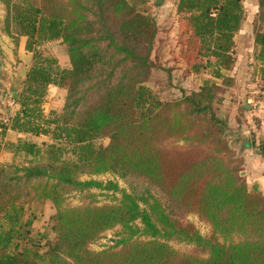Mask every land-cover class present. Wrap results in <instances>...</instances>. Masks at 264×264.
<instances>
[{
  "label": "trees",
  "instance_id": "1",
  "mask_svg": "<svg viewBox=\"0 0 264 264\" xmlns=\"http://www.w3.org/2000/svg\"><path fill=\"white\" fill-rule=\"evenodd\" d=\"M0 3L5 33L24 38L31 56L18 108L0 121V138L10 130L49 139L20 138L11 146L14 160L0 163V264H264V195L240 175L242 161L215 109L217 80L232 83L225 73L243 22L241 0H177L181 56L192 73L209 70L211 78L169 102L146 86L157 35L148 0ZM253 32L264 63V0H257ZM53 42L64 47L65 68L43 54ZM259 80L264 92V66ZM50 87L62 90L64 100L45 114ZM255 153L264 157V141ZM102 174L127 189L80 179ZM91 189L121 198L67 205V194ZM46 203L53 209L49 227L37 231L32 207ZM187 214L208 224L209 235L184 221ZM116 227L113 246L89 249ZM169 241L194 250L177 251Z\"/></svg>",
  "mask_w": 264,
  "mask_h": 264
},
{
  "label": "rangeland",
  "instance_id": "2",
  "mask_svg": "<svg viewBox=\"0 0 264 264\" xmlns=\"http://www.w3.org/2000/svg\"><path fill=\"white\" fill-rule=\"evenodd\" d=\"M177 0H148V13L155 19L157 25V35L155 38L151 60L155 67L151 71L146 86L150 88L162 102H169L180 98L182 93L188 94L197 91L203 80L211 78L208 74H195L190 71V65L181 56L180 28L175 14ZM243 7V22L240 31L235 36V45L232 51L234 62L229 71L225 74L232 78V83L217 80L220 85V102L216 105V113L226 120L229 127L230 146L235 157L242 161L240 175L243 176L250 189L256 188L264 195V157L255 153V146L260 144L264 135V92L260 89L259 69L264 63L257 60V49L254 46V20L257 14V0H241ZM6 9L0 3V42L4 46L0 52L4 53L0 62L7 72L13 73L16 58V42L7 36L4 31V19ZM3 35V36H1ZM7 36L10 41L5 43L3 38ZM44 55H50L57 59L60 68L67 66V57L64 47L59 42H53L43 46ZM16 68V67H15ZM6 74V73H5ZM1 80V85L5 82ZM223 83V84H222ZM4 86L6 83L3 84ZM2 88V87H1ZM0 88V93H2ZM4 88V87H3ZM44 103L45 111L55 109L60 110L64 100V93L60 89H53L47 94ZM7 104L11 100H5ZM15 101V100H14ZM7 113V107L0 110V117ZM46 113V114H47ZM36 143L48 142V137L41 136L33 138ZM254 141L255 146H251ZM107 144L108 140L100 142ZM19 162V160H15ZM252 172V174H251ZM259 172H263V177L258 178ZM258 174V175H256ZM261 179L260 183L256 179ZM84 180H96L100 182L112 181L118 184L119 189H127L126 184L111 174L98 176H82ZM121 198L119 192L102 191L91 189L86 193L72 192L66 195V202L69 207L83 206L89 202L96 206L110 205L118 203ZM32 212L35 215L33 227L37 231H42L49 227V219L53 209L49 203L34 205ZM184 221L192 223L201 236H208L210 228L208 224L201 221L196 215L187 214ZM120 227L104 232L101 237L89 245L92 251H100L113 246L119 239ZM52 237V235H51ZM168 244L180 252H191L194 246L177 241H169Z\"/></svg>",
  "mask_w": 264,
  "mask_h": 264
},
{
  "label": "crops",
  "instance_id": "3",
  "mask_svg": "<svg viewBox=\"0 0 264 264\" xmlns=\"http://www.w3.org/2000/svg\"><path fill=\"white\" fill-rule=\"evenodd\" d=\"M1 36H3V35H1ZM2 38H3L5 43H8L10 41V39L7 36H4ZM0 46H1V49L3 50L4 46L2 45L1 42H0ZM3 54L4 53L0 52V59L2 56H4ZM15 59H17V60L15 61L16 65L13 66L14 69H13L12 74H11V72L8 73L7 70H5L4 65L0 62V88L2 87L1 89H3V90H1L2 93H0V110L4 109V107L6 105V103L4 102V98H6L7 100H16V98L18 97V94L21 90L22 82L25 78L27 70L31 65V56L25 50V39L24 38H20L16 42V58ZM2 78L3 79L5 78V80H6L4 82V83H6L5 86L3 85L4 83L1 85ZM53 89L57 90L58 88L50 87L48 89L47 94H49L50 91H52ZM47 97H48V95H46L44 103H45ZM44 103L42 105V109H43V112L46 114L47 112L45 111ZM51 110H55V109H51ZM51 110H49V111H51ZM55 111H58V110H55ZM259 134L261 136H263L262 140H264V135L261 133H259ZM20 138H28L32 141L35 140L29 136L22 135L20 133L13 132L10 130L6 131L3 138H0V163L1 164H8L14 160V155H13L11 146L14 145ZM251 174H252V172H251ZM259 174L260 175L258 176V178L262 179L263 175H261V174H263V172H259ZM256 175H258V174H256ZM258 178L256 179V181H258L260 183L261 179H258Z\"/></svg>",
  "mask_w": 264,
  "mask_h": 264
},
{
  "label": "built area",
  "instance_id": "4",
  "mask_svg": "<svg viewBox=\"0 0 264 264\" xmlns=\"http://www.w3.org/2000/svg\"><path fill=\"white\" fill-rule=\"evenodd\" d=\"M7 113L4 117H0V121H6L10 116L13 115V113L17 110L18 105L14 100L9 101L7 104Z\"/></svg>",
  "mask_w": 264,
  "mask_h": 264
}]
</instances>
